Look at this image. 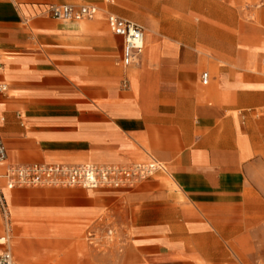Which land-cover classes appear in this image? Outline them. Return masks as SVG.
I'll list each match as a JSON object with an SVG mask.
<instances>
[{"label": "crops", "instance_id": "1", "mask_svg": "<svg viewBox=\"0 0 264 264\" xmlns=\"http://www.w3.org/2000/svg\"><path fill=\"white\" fill-rule=\"evenodd\" d=\"M165 4L156 28L115 0H0V172L166 166L133 189L2 181L0 253L19 264H264V46L221 38L228 1ZM52 5L97 13L70 24ZM111 15L143 27L136 64L123 65Z\"/></svg>", "mask_w": 264, "mask_h": 264}, {"label": "built area", "instance_id": "2", "mask_svg": "<svg viewBox=\"0 0 264 264\" xmlns=\"http://www.w3.org/2000/svg\"><path fill=\"white\" fill-rule=\"evenodd\" d=\"M49 15L65 22H82L95 18L97 10L92 6L75 8L69 5H52ZM110 31L123 39L122 63L125 67L139 61L145 47V34L141 25L109 16ZM3 65L0 63V72ZM203 84L209 81V74L202 76ZM8 87L0 85V94L6 93ZM7 151L0 135V167L6 165ZM160 172H166V166L155 160L145 164L133 165H95L84 164L67 166L62 164H33L25 166L7 165L4 172H0V208L8 216L7 204L2 192V181L9 190L24 187H79L92 190L99 189H133L142 182ZM0 264H19L12 252L7 249L0 253Z\"/></svg>", "mask_w": 264, "mask_h": 264}, {"label": "rangeland", "instance_id": "3", "mask_svg": "<svg viewBox=\"0 0 264 264\" xmlns=\"http://www.w3.org/2000/svg\"><path fill=\"white\" fill-rule=\"evenodd\" d=\"M122 1H132L131 4ZM165 1L173 0H115V6L127 11L140 24L158 28L166 22L163 14L171 8ZM178 1V0H176ZM201 1V0H200ZM228 1V17L224 21L215 22V26L223 29L221 37L229 46L252 48L264 46V0H215ZM227 3V2H226ZM74 24V22H67ZM86 21L79 22L84 24ZM76 24V23H75ZM107 28V25H106ZM108 29V28H107ZM260 33V34H259ZM24 188H71V187H24ZM79 188V187H75Z\"/></svg>", "mask_w": 264, "mask_h": 264}]
</instances>
